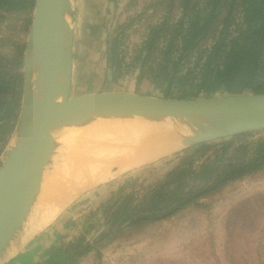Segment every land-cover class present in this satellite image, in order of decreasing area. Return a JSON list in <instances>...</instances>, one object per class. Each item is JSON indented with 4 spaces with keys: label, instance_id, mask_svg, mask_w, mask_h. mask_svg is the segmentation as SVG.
<instances>
[{
    "label": "trees",
    "instance_id": "trees-1",
    "mask_svg": "<svg viewBox=\"0 0 264 264\" xmlns=\"http://www.w3.org/2000/svg\"><path fill=\"white\" fill-rule=\"evenodd\" d=\"M35 4L36 0H0V17L7 14L21 18L24 27L18 34L27 36ZM184 4L192 14L186 30L185 18L175 28V31L181 30V34L173 38L170 48L180 51V55L166 98L264 94V0H209L204 9L198 8L195 0H184ZM241 15V22H236ZM166 26L165 22L160 28L152 29L146 47L158 44ZM8 30H16V26H8ZM210 41L212 45L208 48ZM2 42L0 47H10L13 51H0V156L21 110L26 50V42L15 41L10 35ZM115 46L111 56L113 64L116 62ZM192 58H195L194 63ZM183 62L193 67L183 73L180 69ZM120 77L117 75L114 80ZM258 134L262 132L203 143L171 156V161L177 162L174 168L143 190L141 196L135 189L134 174H126L125 184L117 192H111V198L98 210L106 227L99 232V238L90 242L87 234L81 235L66 246L55 247V257L43 264H78L102 242L127 231L145 234L163 221L203 206L204 200L222 193L230 183L264 171V137L251 140ZM154 167V164L146 165L135 171ZM106 187H99V190ZM258 199L261 201L257 211L250 205L252 200H247L228 215L227 264H264V224L259 230L256 227L264 216L261 205L264 198ZM96 228L97 225H92L88 233Z\"/></svg>",
    "mask_w": 264,
    "mask_h": 264
},
{
    "label": "water",
    "instance_id": "water-1",
    "mask_svg": "<svg viewBox=\"0 0 264 264\" xmlns=\"http://www.w3.org/2000/svg\"><path fill=\"white\" fill-rule=\"evenodd\" d=\"M76 1L36 0L24 54L21 110L0 156V264L11 262L32 215L56 210L55 195L61 188L68 192L63 198L68 203L57 213L120 172L134 171L203 143L264 131V94L167 99L133 91L91 90L73 95ZM107 40L104 30V54ZM98 120L151 124L164 133V152L147 163L124 169L108 167L106 180L97 184L74 183L69 189L68 180L64 184L48 181L55 194L42 201L48 171L57 165L65 148L55 133ZM53 172L58 180L60 175L55 177ZM48 198L51 202L45 201Z\"/></svg>",
    "mask_w": 264,
    "mask_h": 264
},
{
    "label": "rangeland",
    "instance_id": "rangeland-1",
    "mask_svg": "<svg viewBox=\"0 0 264 264\" xmlns=\"http://www.w3.org/2000/svg\"><path fill=\"white\" fill-rule=\"evenodd\" d=\"M117 5L118 7L116 8V4L110 3V0L108 3H106V0L76 1L73 95L91 90H118L142 92L144 95L166 98V88L164 84L158 82V79H154V83L147 81V83L137 89L136 82L139 74L135 69H130L116 81L113 79L112 62L108 58V49L105 50V54L101 49V35L104 30L107 36L108 31L112 33L114 29L113 22L116 16L120 14V11H122V4L119 3ZM23 24V20L19 19V17L13 18L7 14L2 15L0 17V39L10 35L15 41L27 43L30 30L27 36L18 34L22 32ZM8 26L12 28L16 26V30L9 32ZM143 31L140 26L131 30L130 38L126 44L129 47V50L127 49L128 60L135 54L132 47L140 43ZM2 39L0 41L1 45L4 43ZM0 51L7 53L8 51H13V48L1 46ZM158 66V63H156L154 65L156 69L154 70L153 67L150 70L151 74L148 75L150 81L155 78L153 75L158 73ZM167 77L168 75L162 74L159 79ZM76 131L78 130H73V132ZM262 137H264V131L251 140L254 141ZM79 140L69 142L64 139V151H60L57 165L54 167L55 177L60 175V178L58 180L54 178V174L52 175L54 169L51 168L47 174V184L48 181L64 184L63 181L67 182L68 180L70 182L68 186H70L74 182L70 178L72 174L69 171L74 165V161L79 156L86 157L85 152L87 150L89 155L92 154L95 148L94 139L91 138L88 143L84 139H82L84 141L82 143V140L80 142ZM8 143L9 141H7ZM97 157L100 160L103 158L100 154H97ZM171 160V158H167L155 162L153 163L155 165L154 168L144 171L136 172L134 170L128 172L129 174L133 173L134 179L137 181L135 189L137 193L139 192L138 196H141L143 190L162 179L174 168L177 162L176 160ZM107 165H110L109 167L115 166L114 163ZM65 172H69L68 176L70 175V177L66 176L62 179L65 176ZM128 173L120 172L114 175L109 182L99 187H106L109 183L112 185L103 189L100 188V190L98 187L88 191L75 202L68 204L65 207V211L57 213L55 218L58 222L56 226L49 230V237L53 246L50 245V247L40 251L37 258H41V261L36 264H43L54 258L55 247L66 246L72 242L71 240L79 238L81 235L87 234L86 236L90 241L93 239L97 240L99 232L106 229L105 220L101 218L98 210L105 200L111 198V192H117L125 184L124 181L128 177V175H125ZM52 184L50 183L45 187L42 197L46 195V192L50 193L54 190L50 186ZM127 189L129 191V186ZM258 198H264V171L227 187L217 196L204 200L203 206L187 210L179 216L161 222L156 227L148 229L145 234H137L131 231L118 234L113 240L108 239L102 242L96 250L82 258L78 264H227L225 245L228 215L234 207L247 200H252L250 205L255 209L254 211H257V204L261 201ZM256 200L259 201L256 202ZM261 205L264 210V202H261ZM29 223L30 225L28 224L27 226V229H29L26 231L27 235L33 233L30 231L34 229L32 220ZM263 224L264 216L256 226L257 229L259 230ZM92 225H97V228L93 232L88 233ZM44 229L42 230L44 231ZM43 231L38 232L34 236H40ZM40 249L41 247H39Z\"/></svg>",
    "mask_w": 264,
    "mask_h": 264
},
{
    "label": "flooded vegetation",
    "instance_id": "flooded-vegetation-1",
    "mask_svg": "<svg viewBox=\"0 0 264 264\" xmlns=\"http://www.w3.org/2000/svg\"><path fill=\"white\" fill-rule=\"evenodd\" d=\"M195 1L198 2V8L200 9L208 7L209 0ZM112 2L116 4V8L118 7L117 4H122V11H120V14L116 16L115 21L113 22L114 29L112 33L108 31L107 44L109 53L108 58L110 61L111 56L114 53L113 46L116 45V62L115 64H113V62L111 61L113 79L117 78V75L124 76L130 69H135L139 74L136 82L137 89L140 88L143 84L147 83V81H149L150 83H154L153 80L158 79V82H160V84H164V87L167 91L171 83L170 80L174 73V69L176 68L175 64L177 58L180 55V51L170 48L173 38L178 34H181V30L175 31V28L179 21L183 18H185L186 22L184 29L186 30L188 28L190 16L192 14L191 11L186 10L187 7L184 4V0H124V2L123 0H110V3ZM241 18L242 15L236 22H241ZM165 22L167 23V26L162 31V36H160V41L158 42V44H155L152 48L151 45L146 47V42L151 36L152 29L160 28L164 25ZM139 26L144 30L142 32L141 41L139 44L133 45L132 48H134L135 54L131 57L130 60H128L127 57L129 47H127L126 44L128 42V39L130 38L131 30ZM232 29L234 31L235 27H233ZM211 45L212 41L208 43L207 47L210 48ZM192 62H195V58H192ZM156 63H158L159 65L157 68L158 73L153 75L155 78L151 79V82L148 79V75L151 74L150 70L154 67V65H156ZM188 67H193V64L183 62L180 65V69H182L183 73ZM155 69L156 68L154 67V70ZM162 74H166L168 75V77L159 79V76H161ZM174 94L175 93L173 92L172 95L174 96ZM235 183H230L227 187ZM106 201L107 200H105V202ZM71 241L73 242L75 241V239ZM90 242H95V239L91 240Z\"/></svg>",
    "mask_w": 264,
    "mask_h": 264
},
{
    "label": "bare ground",
    "instance_id": "bare-ground-1",
    "mask_svg": "<svg viewBox=\"0 0 264 264\" xmlns=\"http://www.w3.org/2000/svg\"><path fill=\"white\" fill-rule=\"evenodd\" d=\"M68 129L56 132V138H58V140L61 142H63L64 139L69 142L84 139L86 143L90 142L91 138L95 140V148L93 153L89 155V151L87 150L88 152H85L86 157L79 156L74 161V165H72L69 170L71 171L70 174H72V177H70V175L68 176L69 172L64 173L65 176L63 177V179L68 176L74 180L69 189L75 186L74 183H82L81 185H85L103 182L104 180H106L108 175L106 173V168L108 166L107 164L109 163H114L115 166L124 169L134 165L147 163L151 161L156 155L164 152V149L161 146V143L163 142L162 139L164 138V133H162L159 129L153 127L151 124L148 125L143 123L115 121L103 122L101 120H98L91 124L84 125L80 128L73 127ZM75 129L78 131L73 132V130ZM81 140H79V142ZM84 141L82 140L81 143ZM97 154L103 156L102 160L97 157ZM67 193L68 192L65 189L63 190L61 188V190H59L55 195L56 200H58L56 204V210H46L45 212H41V214H38L37 217H34L33 215L31 216L33 218L30 219L29 222L32 220L34 229L32 231L29 230L30 232H33L35 234V232L44 229L48 224L52 223L56 219L55 216L59 209H61L63 205L68 203L66 199L63 200L64 195H67ZM45 194L46 197L53 196L55 194V190L51 191L50 193L46 192ZM44 197L41 196L40 199L44 201ZM51 199L52 198H48L45 201L51 202ZM29 222L28 224L30 225ZM29 231L28 233H30ZM33 233L27 235L26 232V238L32 236L31 234ZM26 238L23 237L18 242L15 253L16 251L18 252V250L21 249L24 241L28 240Z\"/></svg>",
    "mask_w": 264,
    "mask_h": 264
},
{
    "label": "crops",
    "instance_id": "crops-1",
    "mask_svg": "<svg viewBox=\"0 0 264 264\" xmlns=\"http://www.w3.org/2000/svg\"><path fill=\"white\" fill-rule=\"evenodd\" d=\"M136 93V92H135ZM137 94H142V92H137ZM43 210V209H40ZM64 211V210H63ZM33 218V217H32ZM58 220L55 219L47 228L44 229L43 233L36 237V236H29L26 241H24L21 249L14 254L12 260L8 264H36L39 263L41 258H37V255L40 253L41 250H44L50 247L51 239L49 237V230L56 226ZM23 238V237H22ZM53 246V245H51ZM39 247L41 249L39 250Z\"/></svg>",
    "mask_w": 264,
    "mask_h": 264
}]
</instances>
